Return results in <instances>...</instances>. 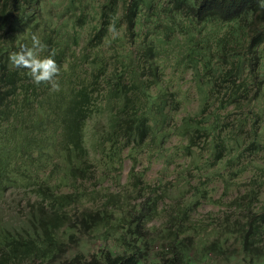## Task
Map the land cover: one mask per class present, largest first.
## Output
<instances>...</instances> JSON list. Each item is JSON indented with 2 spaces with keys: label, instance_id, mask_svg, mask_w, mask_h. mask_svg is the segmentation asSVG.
Listing matches in <instances>:
<instances>
[{
  "label": "trees",
  "instance_id": "1",
  "mask_svg": "<svg viewBox=\"0 0 264 264\" xmlns=\"http://www.w3.org/2000/svg\"><path fill=\"white\" fill-rule=\"evenodd\" d=\"M96 2L65 0L60 17L45 20V0H0V195L19 185L34 193L20 226L0 224V264H142L150 243L139 225L149 212L134 217L89 207L71 213L88 196L83 184L92 168L120 163L123 148L135 158L150 140L161 146L174 134L185 142V156L204 139L208 161L223 169L238 157L233 145L242 132L233 139L221 113L208 110L212 96L223 94L222 110L259 101L257 115L264 114V0ZM33 33L45 45L41 56L56 52L59 91L47 82L37 85L28 69L10 62L21 44L31 46ZM186 72L207 116L185 115L165 126L187 96L177 81ZM86 135L94 138L93 159ZM257 147L252 140L247 149ZM187 215L176 213L175 228L165 224L158 231L162 243L153 250V264H197ZM251 227L242 247L255 254L249 262L264 263V253L253 249ZM97 230L112 237L114 248L67 256L78 233ZM216 246L213 241L202 249Z\"/></svg>",
  "mask_w": 264,
  "mask_h": 264
},
{
  "label": "rangeland",
  "instance_id": "2",
  "mask_svg": "<svg viewBox=\"0 0 264 264\" xmlns=\"http://www.w3.org/2000/svg\"><path fill=\"white\" fill-rule=\"evenodd\" d=\"M45 1L43 19L59 18L65 0ZM94 1L97 3L100 0ZM89 12L93 14L91 10ZM123 28L121 25L117 32L122 34ZM87 70L81 67L82 74H86ZM177 81L183 90L182 95L186 93L187 96L167 119L165 126L180 123V118L185 115L201 120L206 118V112L200 114L201 98L191 73H183ZM222 96V93L212 96L208 110L221 113L233 131V139H237V131L242 132L239 145H233L238 157L227 159L229 162L225 168H219L211 159L208 161L209 147L204 139L199 140L198 147L192 149L189 156L180 150L185 142L174 134L161 146L150 140L138 150L135 158L130 156L127 148H123L120 163L92 168L90 178L83 184L88 196L70 207L73 216L86 208L108 207L117 213L130 212L134 217L149 212L146 220L142 218L141 225H138L142 238L146 237L150 243L142 264H153V250L160 246L161 241L157 239L158 231L165 224L175 228L171 217L186 211L185 225L193 238L190 255L197 264H264L254 260L249 262L255 254L242 247L243 233L251 224L253 249L264 253V114L257 115V111L261 110L259 101L251 105L244 102L243 107L238 109L230 107L222 110L219 106ZM104 123L105 119L100 126ZM238 126L241 130L237 129ZM85 138L93 159L96 154V148H92L94 138L88 135ZM252 140L258 144L253 151L247 149ZM133 167L136 176L131 179ZM33 199L32 187L19 185L6 188L0 195V224L20 226L27 214L29 200ZM77 237L78 243L68 246V257L76 252L89 255L98 248H114L112 237H106L98 230L90 234L78 233ZM134 237L135 234L131 237L133 241ZM213 241L219 248L216 246L210 252L202 249L204 244Z\"/></svg>",
  "mask_w": 264,
  "mask_h": 264
},
{
  "label": "clouds",
  "instance_id": "3",
  "mask_svg": "<svg viewBox=\"0 0 264 264\" xmlns=\"http://www.w3.org/2000/svg\"><path fill=\"white\" fill-rule=\"evenodd\" d=\"M109 30L115 33V25H110ZM44 47L45 45L41 42L40 38L33 33L31 35V46L21 44L19 50L10 54V62L15 68L28 69L31 79L37 85L41 82H47L51 85V90L59 91L58 73L60 68L55 59L56 52L53 49L47 55L41 56L40 52Z\"/></svg>",
  "mask_w": 264,
  "mask_h": 264
}]
</instances>
